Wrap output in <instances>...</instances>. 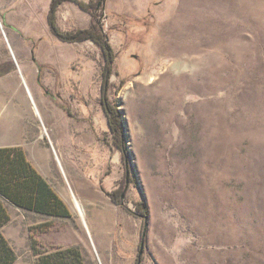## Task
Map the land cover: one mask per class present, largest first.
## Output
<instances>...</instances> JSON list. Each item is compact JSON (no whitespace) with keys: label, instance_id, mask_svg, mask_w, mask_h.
Here are the masks:
<instances>
[{"label":"rangeland","instance_id":"374dc122","mask_svg":"<svg viewBox=\"0 0 264 264\" xmlns=\"http://www.w3.org/2000/svg\"><path fill=\"white\" fill-rule=\"evenodd\" d=\"M50 3L0 0V64L22 80V146L70 211L6 202L13 264L69 246L85 264H136L146 222L141 264H264V0H106L97 19L60 5L62 29L98 22L118 53L108 100L125 148L104 109L101 48L59 39Z\"/></svg>","mask_w":264,"mask_h":264},{"label":"trees","instance_id":"16d2710c","mask_svg":"<svg viewBox=\"0 0 264 264\" xmlns=\"http://www.w3.org/2000/svg\"><path fill=\"white\" fill-rule=\"evenodd\" d=\"M72 1L82 9L91 12L94 19L102 15V6L98 3L102 0H51L48 12V23L53 33L62 41L78 42L84 40L94 41L102 50L103 64V99L106 101L104 109L108 116L109 128L115 134L121 148H125L123 129L120 114L115 105L108 100L110 78L118 57L117 51L110 42L108 34L100 23L92 21L88 27L76 29H62L58 23V10L61 4ZM101 10V12H100ZM39 68L42 65L36 61ZM39 83L43 86V80L39 75ZM109 194L116 199L114 193ZM121 197V194H120ZM118 200V199H117ZM6 202L47 215L68 216L70 211L53 189L47 179L28 159L21 146L0 147V264H13L17 259V253L8 238L1 231L11 215ZM122 203V202H121ZM139 211L148 219L149 206L145 200L138 202ZM136 213V212H135ZM147 226L143 227L141 243L146 241ZM36 264H85L81 250L77 246L62 247L54 251L40 253ZM142 256H138L136 264H141Z\"/></svg>","mask_w":264,"mask_h":264},{"label":"crops","instance_id":"0c3cea01","mask_svg":"<svg viewBox=\"0 0 264 264\" xmlns=\"http://www.w3.org/2000/svg\"><path fill=\"white\" fill-rule=\"evenodd\" d=\"M0 67V147H23L22 142L25 140L26 132L20 131L23 113L19 104L23 96L22 80L11 63L7 65V69L3 67V64H0ZM26 86L30 93L29 85L26 84ZM16 125H19L17 129ZM15 131L19 132L18 136H12Z\"/></svg>","mask_w":264,"mask_h":264},{"label":"bare ground","instance_id":"6f19581e","mask_svg":"<svg viewBox=\"0 0 264 264\" xmlns=\"http://www.w3.org/2000/svg\"><path fill=\"white\" fill-rule=\"evenodd\" d=\"M23 79L25 80L24 83H26V84L28 85V82L26 81V79H25L24 76H23ZM25 87H26V89H27V86H25ZM29 89H30V88H29ZM27 91H28V90H27ZM28 93H29V91H28ZM30 93H31V95L33 96L31 90H30ZM30 93H29V96H30V98H31ZM31 99H32V98H31ZM32 102H33V106H34L35 110L37 111V113H39V108H38V105H37V103H36V99H35L34 96H33V100H32ZM45 133H48V130H47V129H46ZM51 140H52V139H51ZM40 153H41V152H40ZM54 153H55V157H56V160H57L58 165H59L60 168L62 169L63 173L66 175L65 168H64V166H63V162H62V159H61L60 154L58 153L57 150H54ZM40 158L46 160V159H45L44 157H42V156H40ZM72 202H73V204H74V208H76V210L79 212V214L83 217V220L86 221V219H85V213H84V210H83L82 204H81V202L79 201V199L77 198V196H76L74 193H72ZM105 222H106V221H105ZM86 224H87V226H88L89 229H90V226H89V224H88L87 221H86ZM97 224H98V223H97ZM106 225H107V224H106ZM103 226H104V225H103ZM99 228H100V227H99ZM97 229H98V228H97ZM97 229H96V230H97ZM99 233H101V232H99ZM101 234H102V233H101Z\"/></svg>","mask_w":264,"mask_h":264},{"label":"water","instance_id":"95a60500","mask_svg":"<svg viewBox=\"0 0 264 264\" xmlns=\"http://www.w3.org/2000/svg\"><path fill=\"white\" fill-rule=\"evenodd\" d=\"M105 5H106V0H102V1H100V2L98 3V6H99V7L102 6V7L104 8ZM123 196H124V194H123ZM147 224H148V222H146V225H147ZM144 245H145V243L142 242V244H141V249H140V252H139V255H140V256L143 254Z\"/></svg>","mask_w":264,"mask_h":264}]
</instances>
